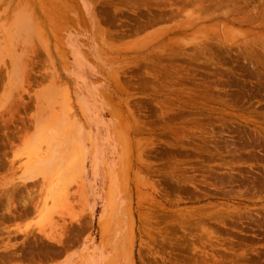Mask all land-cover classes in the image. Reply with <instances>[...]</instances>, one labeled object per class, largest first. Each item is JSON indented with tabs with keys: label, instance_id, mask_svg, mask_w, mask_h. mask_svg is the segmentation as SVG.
Masks as SVG:
<instances>
[{
	"label": "rangeland",
	"instance_id": "rangeland-1",
	"mask_svg": "<svg viewBox=\"0 0 264 264\" xmlns=\"http://www.w3.org/2000/svg\"><path fill=\"white\" fill-rule=\"evenodd\" d=\"M0 264H264V0H0Z\"/></svg>",
	"mask_w": 264,
	"mask_h": 264
}]
</instances>
